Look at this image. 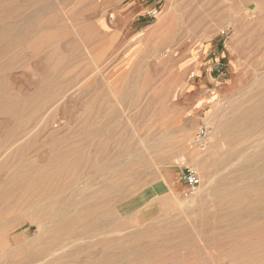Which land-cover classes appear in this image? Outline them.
I'll use <instances>...</instances> for the list:
<instances>
[{
  "label": "rangeland",
  "instance_id": "rangeland-1",
  "mask_svg": "<svg viewBox=\"0 0 264 264\" xmlns=\"http://www.w3.org/2000/svg\"><path fill=\"white\" fill-rule=\"evenodd\" d=\"M263 56L264 0H0V107L21 110L0 114V193L24 161L55 170L64 156L60 201L101 216L83 235L82 216L46 234L27 201L3 197L0 264H264V180L247 175L264 160L218 161L264 146L263 126L255 138L230 129L260 95ZM185 166L199 176L191 196ZM240 176V200L214 194Z\"/></svg>",
  "mask_w": 264,
  "mask_h": 264
},
{
  "label": "bare ground",
  "instance_id": "bare-ground-1",
  "mask_svg": "<svg viewBox=\"0 0 264 264\" xmlns=\"http://www.w3.org/2000/svg\"><path fill=\"white\" fill-rule=\"evenodd\" d=\"M40 10V9H39ZM34 11V10H33ZM32 17V16H31ZM34 19V18H33ZM33 21V20H32ZM17 25V24H16ZM19 25V24H18ZM11 26V25H10ZM6 28V27H5ZM47 37V36H46ZM4 38V37H3ZM6 39H4L5 41ZM7 42V40H6ZM53 51V50H52ZM70 53V52H69ZM264 57V56H263ZM55 63V62H54ZM23 64V63H22ZM25 65V64H24ZM26 67V66H25ZM42 86V85H41ZM58 89V88H57ZM259 89V87H258ZM4 93V92H3ZM245 93V92H244ZM25 95V94H24ZM114 95V94H113ZM104 96V95H103ZM78 97V96H77ZM69 98V97H68ZM75 98V97H74ZM133 99V98H132ZM81 102V101H79ZM239 102V101H238ZM57 103V102H56ZM77 103V102H76ZM15 104H7L6 106L4 105L3 107H0V114L4 115L8 118L15 119L18 114L21 113V110H19V107L13 108ZM229 105V104H228ZM131 106V105H130ZM39 107V106H38ZM126 108V107H125ZM236 108V107H235ZM69 110V109H67ZM128 111V110H127ZM221 111V110H220ZM116 113V111H113ZM23 113V112H22ZM65 114V112L63 113ZM74 114V113H73ZM93 114V113H92ZM100 116V115H99ZM213 116V115H211ZM76 117V115H75ZM103 117V116H102ZM227 119V118H226ZM17 120V119H16ZM119 121V120H118ZM232 123V125H231ZM230 129L237 135V138L242 139V138H255L259 134L258 131L261 130L262 126L264 128V85L263 88L260 90V95L258 96L257 100H254L250 103H248L245 107L238 109L237 112H235L231 116L230 120ZM117 126V125H116ZM221 126V125H220ZM238 129V132H234ZM118 128H116L117 130ZM262 132V131H261ZM97 133V132H96ZM8 134V133H7ZM68 134V133H66ZM99 134V132L97 133ZM93 135V134H92ZM114 135V134H112ZM224 136V135H223ZM69 137V136H68ZM87 137V136H86ZM128 138V137H127ZM164 138V137H163ZM69 139V138H68ZM129 139V138H128ZM227 139V138H226ZM62 140V139H61ZM74 140V139H73ZM121 140V139H120ZM119 140V141H120ZM224 140V139H223ZM222 140V141H223ZM117 141V140H116ZM126 141V140H125ZM156 142V141H155ZM154 142V143H155ZM249 141H247L248 143ZM246 143V141H245ZM112 144V143H111ZM132 144V143H131ZM152 144V143H151ZM255 144V143H254ZM1 145V144H0ZM47 145V144H46ZM55 145V144H54ZM135 145V143H134ZM44 146V145H43ZM56 146V145H55ZM103 147V143L101 145ZM154 146V145H153ZM225 146V145H224ZM240 146V145H239ZM106 147V146H105ZM132 147V146H130ZM215 147V146H213ZM237 147V146H236ZM118 148V147H117ZM219 148V147H218ZM42 149V148H41ZM94 149V148H93ZM104 149V148H103ZM106 149V148H105ZM126 149V147H125ZM227 149V148H226ZM233 149V148H232ZM22 150V149H21ZM39 150V149H38ZM122 150V149H121ZM127 150V149H126ZM224 150V149H223ZM229 150V149H228ZM208 151V150H207ZM249 151V150H248ZM122 152V151H121ZM209 152V151H208ZM217 152V151H216ZM245 152V151H243ZM118 153V152H117ZM242 153V152H241ZM7 154V153H6ZM11 154V153H10ZM76 154V153H75ZM125 154V153H124ZM203 154V153H202ZM205 154V153H204ZM203 154V156H204ZM79 155V154H78ZM110 155V153L108 154ZM107 155V156H108ZM245 155V154H244ZM15 156V155H14ZM123 156V155H122ZM121 156V157H122ZM127 156V155H124ZM207 156V155H206ZM27 158V157H26ZM61 167H57L55 170H46L44 169L43 166L36 165L35 163L31 161H24L23 163L19 164L15 171L12 173L11 176H9L8 180L3 181L5 184H8V186L0 193V199H3V197H13L14 200L16 201H21L24 199L29 203V212L32 211V219L36 221L38 225H40L41 230L43 233H49L50 229L47 227V223L49 221L54 222L55 227L57 229L61 230L63 228L68 229L73 228L77 222L81 221V216L82 218H86V222L84 224V228L82 235L88 230H93L96 225L99 223L101 224V216H100V211L97 210L96 208H93L92 205L89 203L84 204L81 208H79L74 214H69L70 209L75 206V202L71 197H68L65 201H60V198H64L61 196V193H57L56 191L58 190L60 184V181H56L60 173L64 168L66 167H72V162L68 163L69 161L65 159L64 156L61 157ZM195 158V157H194ZM12 159V157H11ZM236 162V168H245L249 166L248 164L251 161H256V160H264V146L258 151L253 152L250 154L248 157H241L240 152H233L229 151L226 154H224L223 158L220 161V163H228L231 161ZM49 162V161H48ZM89 162V161H88ZM215 162V161H214ZM2 164V163H1ZM4 164V163H3ZM58 164V163H57ZM78 164V163H77ZM88 166L90 169H94L95 171L99 170V164L97 161H90ZM234 164V162H233ZM101 165V164H100ZM140 165V164H139ZM76 166V165H75ZM74 166V167H75ZM78 166V165H77ZM115 166V165H114ZM137 166V165H136ZM234 166V165H233ZM86 167V166H85ZM104 167V166H103ZM232 167V166H231ZM88 169V168H87ZM252 169V168H251ZM228 170V169H226ZM225 170V171H226ZM3 167H0V180L2 179V172ZM85 171V168H84ZM87 171V170H86ZM224 171V170H223ZM207 172V171H206ZM215 172V171H214ZM218 172V171H217ZM9 173V172H7ZM85 173V172H83ZM90 173V172H89ZM88 173V174H89ZM106 173V172H105ZM222 173L221 172H218ZM82 174V173H81ZM101 174V173H100ZM206 174V173H205ZM245 174V173H244ZM95 175V173H94ZM93 175V176H94ZM112 175V174H111ZM230 175V174H229ZM250 178V185L255 186L256 183L260 184L264 180V165H260L257 168H253V170L249 171L247 174ZM131 176V174H130ZM129 176V177H130ZM217 174H215L213 177H216ZM54 177V178H53ZM90 177V176H89ZM91 178V177H90ZM5 179V178H4ZM88 179V178H87ZM108 179V178H107ZM215 179V178H214ZM213 179L210 180L212 182H215ZM238 180H228L224 182L221 186H215L213 188L214 194L218 195H226L229 194L235 195L236 197H243L245 195L244 191H241L242 189L238 184H236L237 181L241 180V176L239 178H235ZM3 180V179H2ZM218 180V179H217ZM209 181V182H210ZM80 182V181H78ZM223 182V181H222ZM211 183V182H210ZM127 184V183H126ZM75 185V184H74ZM77 185V184H76ZM68 186V185H67ZM207 185L206 187H208ZM211 186V184H210ZM62 188V186H61ZM210 188V187H209ZM69 190H71L69 188ZM202 191H205V189ZM249 191V190H248ZM86 192V191H85ZM201 192V191H200ZM199 192V193H200ZM212 192V193H213ZM54 194L51 195L50 198L44 203L41 204L38 202V199L43 197L46 194ZM213 195V194H212ZM254 196V195H253ZM90 197V196H89ZM113 197V196H112ZM87 198V197H86ZM222 198V197H221ZM220 198V199H221ZM88 199V198H87ZM98 199V198H97ZM229 199V198H228ZM239 198L238 200H240ZM244 199V198H242ZM200 200V199H199ZM222 200V199H221ZM255 200V199H253ZM89 201V200H88ZM26 202V204H28ZM228 205V204H226ZM116 206V205H115ZM203 206V205H202ZM217 207V206H216ZM235 207V206H234ZM75 208V207H74ZM238 209V208H237ZM231 210V209H230ZM27 211V210H26ZM34 211V212H33ZM74 211V210H72ZM103 212V211H102ZM212 212V211H211ZM226 212V211H225ZM238 212V211H237ZM250 212V211H249ZM263 212V211H262ZM239 213V212H238ZM248 213V212H247ZM23 215V214H22ZM106 216V215H104ZM202 216V215H201ZM251 216V215H250ZM50 218V220L48 219ZM255 218V217H254ZM108 220V219H107ZM245 220V219H244ZM157 221V220H156ZM243 221V220H242ZM241 221V222H242ZM258 222V221H257ZM24 223V222H23ZM111 223V222H110ZM246 223V222H245ZM256 223V222H255ZM103 224V223H102ZM218 224V223H217ZM262 224V223H261ZM130 225V224H129ZM214 225V224H213ZM263 225V224H262ZM165 226V225H164ZM250 226V225H249ZM248 226V227H249ZM254 226V225H253ZM118 227V226H117ZM252 227V226H250ZM27 228V227H26ZM158 229V228H157ZM67 230V231H68ZM159 230V229H158ZM87 233V232H86ZM91 233V232H90ZM224 233V232H223ZM45 234V235H46ZM80 233H75L73 236L76 238L79 237ZM179 234V233H178ZM257 234V233H255ZM93 234H91L92 236ZM225 235V234H224ZM1 236V235H0ZM81 236V235H80ZM94 236V235H93ZM176 236V235H175ZM74 237V238H75ZM152 237V236H150ZM158 237V236H157ZM50 238V237H49ZM75 238V239H76ZM95 238V237H94ZM160 238V237H159ZM188 238V237H187ZM57 240L55 238L48 239V244L45 246H42V250L37 253L33 254L32 258H43L45 254H47L52 246L57 245ZM178 240V239H177ZM33 241V240H32ZM35 241V240H34ZM45 241V240H44ZM65 242V241H64ZM101 242V241H99ZM105 242V241H103ZM110 242V241H109ZM123 242V241H122ZM144 242V241H143ZM147 242V241H146ZM82 243V242H81ZM39 244V243H38ZM62 244V243H61ZM164 244V243H163ZM263 244V243H262ZM24 245V244H23ZM60 245V244H59ZM63 245V244H62ZM66 245V244H65ZM84 245V244H83ZM147 245V244H146ZM167 245V244H166ZM223 245V244H222ZM148 247V246H147ZM262 247V246H261ZM156 248V247H155ZM12 248H10L11 250ZM66 249V248H65ZM62 250V249H61ZM105 250V249H104ZM109 250V248H108ZM234 250V249H233ZM63 251V250H62ZM116 251V249H115ZM120 251V250H119ZM88 252V251H87ZM114 252V251H113ZM118 252V250H117ZM239 252V251H238ZM50 254V253H49ZM79 254V253H78ZM114 254V253H112ZM264 254V253H263ZM14 255V254H13ZM81 256V255H79ZM255 256V255H254ZM78 257V256H77ZM89 257V256H88ZM258 257H261L260 255ZM264 257V256H263ZM254 258V257H253ZM126 259V258H125ZM119 260V259H118ZM122 260V259H121ZM129 260V259H128ZM253 260V259H251ZM255 260V259H254ZM35 261V260H34ZM44 261V259H43ZM33 262V261H32ZM39 262V261H37ZM252 262V261H251ZM260 263V262H259ZM114 264V263H113Z\"/></svg>",
  "mask_w": 264,
  "mask_h": 264
},
{
  "label": "built area",
  "instance_id": "built-area-1",
  "mask_svg": "<svg viewBox=\"0 0 264 264\" xmlns=\"http://www.w3.org/2000/svg\"><path fill=\"white\" fill-rule=\"evenodd\" d=\"M199 132L200 135L203 134V128H200ZM179 179L185 185V189L183 191L184 196H191L197 191L199 186V176L192 167L185 166L181 170Z\"/></svg>",
  "mask_w": 264,
  "mask_h": 264
}]
</instances>
